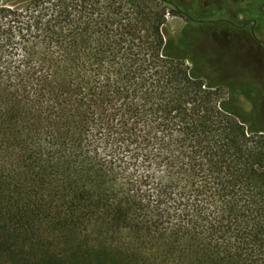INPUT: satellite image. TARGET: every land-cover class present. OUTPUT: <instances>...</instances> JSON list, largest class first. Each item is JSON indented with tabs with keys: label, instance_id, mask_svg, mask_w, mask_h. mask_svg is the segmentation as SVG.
Masks as SVG:
<instances>
[{
	"label": "trees",
	"instance_id": "16d2710c",
	"mask_svg": "<svg viewBox=\"0 0 264 264\" xmlns=\"http://www.w3.org/2000/svg\"><path fill=\"white\" fill-rule=\"evenodd\" d=\"M214 1L0 0V264H264V78L194 54Z\"/></svg>",
	"mask_w": 264,
	"mask_h": 264
},
{
	"label": "rangeland",
	"instance_id": "374dc122",
	"mask_svg": "<svg viewBox=\"0 0 264 264\" xmlns=\"http://www.w3.org/2000/svg\"><path fill=\"white\" fill-rule=\"evenodd\" d=\"M21 1V0H14ZM241 0H215L210 3L213 5L214 13L209 20H229L234 18L236 14H239L240 19H243L242 6L235 7L240 4ZM162 5V3L160 4ZM231 7V11L227 12V15L218 16L215 13L217 11L224 10L223 6ZM163 6V5H162ZM223 8V9H222ZM170 12V10H168ZM183 13V12H182ZM239 22L242 20H238ZM191 23L184 16V14H172L167 15L166 34L172 40H177L186 27L193 26L196 28L197 24L190 25ZM212 25V24H211ZM204 32H199L206 40L196 43L194 54L198 57L207 58L208 69L212 73H218L228 80L229 83L241 82L244 83L245 88L254 86H262V80L264 78V56L259 54L256 49L257 44L254 39L247 45L249 48H242L240 44L247 43L245 36L233 31L229 28H219L213 24ZM229 36L233 37L235 44L224 46L220 41H225L224 38ZM258 39L264 42V28L259 32ZM248 50V51H247ZM247 51V52H244ZM252 56V62L248 63L250 56ZM248 80L250 81L248 84ZM264 109V99L261 101ZM238 104L245 109L250 108V103L244 96H240Z\"/></svg>",
	"mask_w": 264,
	"mask_h": 264
},
{
	"label": "flooded vegetation",
	"instance_id": "af4514ba",
	"mask_svg": "<svg viewBox=\"0 0 264 264\" xmlns=\"http://www.w3.org/2000/svg\"><path fill=\"white\" fill-rule=\"evenodd\" d=\"M221 21L227 22V20H222V19H218V20H214V21L210 20L209 22H211V24H218ZM230 24L233 25L234 27L238 28V29H241V30H243L245 28H250L252 38L254 39L255 43L257 44L256 49L259 51V54L262 53V55L264 56V42H262L258 39V34L262 29L260 26L257 25L256 21H248L244 24H242V23H239V24L238 23H230Z\"/></svg>",
	"mask_w": 264,
	"mask_h": 264
}]
</instances>
